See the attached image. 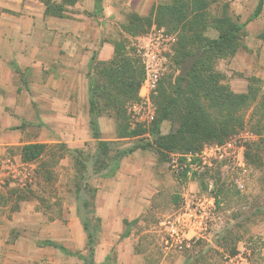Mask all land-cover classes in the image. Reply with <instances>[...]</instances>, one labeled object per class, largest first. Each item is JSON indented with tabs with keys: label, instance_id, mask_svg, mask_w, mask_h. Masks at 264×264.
Wrapping results in <instances>:
<instances>
[{
	"label": "rangeland",
	"instance_id": "374dc122",
	"mask_svg": "<svg viewBox=\"0 0 264 264\" xmlns=\"http://www.w3.org/2000/svg\"><path fill=\"white\" fill-rule=\"evenodd\" d=\"M245 4L246 12L237 16L238 21L232 0H153L143 14L127 10L126 5L115 12L94 13L89 20L93 25L97 20L99 28L93 31L92 51L96 56L99 44L106 40L112 43L113 54L107 61L95 56L91 60L93 104L102 119L100 136L112 141L116 149H133L119 160L123 174L117 169L110 175V168L93 172L96 141L91 135L77 146L65 144L80 152L67 153L60 149L61 143L47 144L35 161L23 165L13 158L16 151L11 148L8 158L17 171L12 168L0 184V234L27 224L13 217L21 207L39 213L41 219L30 222L47 223L41 214L62 217L64 202L68 209L75 198L84 197V191H79L84 183L95 188L110 182L101 195L124 193L131 220L140 214L134 200L141 204L147 200L144 221L130 227L125 249L119 252L112 247L106 258L110 263L264 264V2L260 15L251 22L247 19L257 0ZM67 17L74 18L71 14ZM234 22L245 23L229 42L213 47L208 72H217L219 83L234 93L256 94L254 102L238 111L242 125L221 142H202L203 136H192L174 150L157 145L154 137L174 133L179 126L177 113H170L158 127L155 122L161 105L172 95L180 63L187 55L197 54L195 63L201 49L206 50L207 43L218 39ZM115 47L118 54L112 64ZM183 49L191 53L180 60ZM144 50L164 59L151 89L142 61ZM187 144L195 148L184 149ZM247 150L253 162L247 160ZM7 159L1 156L0 162L8 163ZM96 211L95 205L81 204L80 222L88 225L95 243L115 242L118 224L111 222L109 229L105 228L97 221ZM12 236L11 232L0 235V240L7 243ZM233 248L236 253L230 252ZM83 253H88L87 249ZM38 264L45 262L40 259Z\"/></svg>",
	"mask_w": 264,
	"mask_h": 264
},
{
	"label": "crops",
	"instance_id": "0c3cea01",
	"mask_svg": "<svg viewBox=\"0 0 264 264\" xmlns=\"http://www.w3.org/2000/svg\"><path fill=\"white\" fill-rule=\"evenodd\" d=\"M54 1L62 4V16L46 14V6L41 0H0V157H10L9 149L13 148L16 151L13 158L22 165L25 163L20 156L23 145L64 143L77 146L90 138L89 76L91 60L95 56L93 31L98 30L99 23L96 20L93 25L89 18L100 11L115 12L123 5L127 10L143 14L148 12L153 0H101L100 10L96 9L95 0ZM261 1L264 2L257 0L252 12ZM246 2L251 4L253 0H232L235 17L246 12ZM68 14L74 18H64ZM112 54V43L104 40L95 57L107 61ZM96 122L101 134L100 116ZM7 160L8 163L0 162V171L8 175L12 168L17 171V166L9 158ZM123 168L122 164L117 173L122 175ZM107 186L105 182L95 186L94 205L101 225L109 229L111 222L118 224V232L113 236L118 239L112 243L97 241L94 259L97 264H125L106 260L112 247L119 252L125 249L127 237H120L122 222L131 220L125 194L101 195ZM82 201L83 198H75L68 209L64 202L63 215L56 219L41 214L47 221L43 224L30 222L40 218L39 213L26 212L21 207L13 217L27 224L21 228H8L0 234H13L7 243L0 240V264H38L40 259L45 264H84L78 255L59 249L62 246L73 253H83L86 249V232L78 215ZM146 201L144 199L141 204L134 200L140 210L134 218L142 214Z\"/></svg>",
	"mask_w": 264,
	"mask_h": 264
},
{
	"label": "trees",
	"instance_id": "16d2710c",
	"mask_svg": "<svg viewBox=\"0 0 264 264\" xmlns=\"http://www.w3.org/2000/svg\"><path fill=\"white\" fill-rule=\"evenodd\" d=\"M45 6V13L62 16L63 6L62 4L56 3L54 0H41ZM73 1V0H69ZM96 9H101V0H95ZM261 2L255 8V11L249 16L248 21L252 20L257 16L261 10ZM237 20V17H235ZM238 21V20H237ZM245 22H234L224 33L219 35L218 39L210 41L206 45V50H202L201 57L194 63L192 71L188 73L187 77L176 76L175 86L173 87L172 95L168 96L165 100L164 105L160 107V115L156 119L155 126L158 127L159 123L164 120L170 113H177L180 116L178 122L179 126L174 133H168L165 135H157V132L152 130L155 138V143L157 145L166 147L168 150H174V148L181 144L184 139H189L192 136H203V140H212L221 142L225 136L230 132L234 131L238 126L243 123L242 116L238 114L244 106H248L256 99V94L254 92H247L245 94H237L229 89L227 85H222L219 83L218 79L220 75L217 72H208L211 56L214 55V46L220 48L223 44L229 42L232 37L242 28ZM227 41V42H226ZM200 50L197 48L196 51ZM191 53L190 50L183 49L180 53V60L184 58L186 54ZM117 48H114V57L111 63L115 64V58L117 57ZM139 83V82H138ZM163 84L160 81L159 85ZM94 87L91 83L90 86V134L96 141L95 152L92 156L93 172L99 173L108 168L112 169L109 172L110 175L114 173L115 170L119 168L118 163L122 156L129 154L133 149L119 150L114 148L112 141L106 140L100 137V132L98 130L96 118L99 116L98 112L95 111L93 104V94ZM261 126L258 125L257 131H260ZM260 128V130H259ZM135 133V132H134ZM259 133V132H258ZM201 141V140H200ZM199 141V142H200ZM47 144L45 143H31L20 147V156L22 161H35L44 151ZM252 146V145H250ZM248 147V149L250 148ZM258 146V143H256ZM61 150L67 153L80 152L79 148H67L64 143L59 145ZM195 148L193 145H184V149ZM159 151L158 149H156ZM160 154L163 152L160 150ZM247 160L251 159V153L249 150L245 152ZM113 166V167H112ZM81 172H85V166H81ZM81 188V187H80ZM79 191H84V197L82 204L83 206H94V198L96 189L89 184L84 183L82 189ZM88 197L85 198V195ZM94 212V211H93ZM145 214L132 219L123 220V231L120 237H127L130 234V227L132 225L138 224L141 220L144 221ZM100 221V218H97ZM83 229L86 232V249L88 253H73L66 250L64 247L59 246V249L68 253L76 254L79 258L83 259L84 264H89L95 262L94 260V235L88 231V225L83 221ZM195 246V244H194ZM192 248V249H191ZM190 250H193V246ZM188 250V249H187ZM231 253H236L235 248H233ZM90 259V260H89ZM97 264V263H96Z\"/></svg>",
	"mask_w": 264,
	"mask_h": 264
},
{
	"label": "built area",
	"instance_id": "2783aa9c",
	"mask_svg": "<svg viewBox=\"0 0 264 264\" xmlns=\"http://www.w3.org/2000/svg\"><path fill=\"white\" fill-rule=\"evenodd\" d=\"M141 55L142 61L147 69V87L151 89L155 86L157 79L162 72V64L164 59L158 58L154 51L148 52L147 50H144ZM6 177L7 173L0 171V184L5 182Z\"/></svg>",
	"mask_w": 264,
	"mask_h": 264
},
{
	"label": "water",
	"instance_id": "95a60500",
	"mask_svg": "<svg viewBox=\"0 0 264 264\" xmlns=\"http://www.w3.org/2000/svg\"><path fill=\"white\" fill-rule=\"evenodd\" d=\"M198 58L197 54L187 55L185 59L180 63L179 76L185 77L187 75L188 70L194 63V61Z\"/></svg>",
	"mask_w": 264,
	"mask_h": 264
}]
</instances>
